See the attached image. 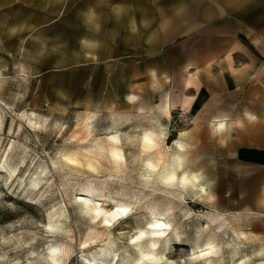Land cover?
<instances>
[{
  "label": "rangeland",
  "instance_id": "1",
  "mask_svg": "<svg viewBox=\"0 0 264 264\" xmlns=\"http://www.w3.org/2000/svg\"><path fill=\"white\" fill-rule=\"evenodd\" d=\"M103 3L0 0V264H264V167L237 155L241 145L264 146V87L213 95L164 129L130 108L115 117L112 107L76 99L74 39L91 5ZM91 116L96 132L87 138L80 127ZM217 119L228 125L221 136ZM113 120L119 162L107 149ZM150 129L167 158L184 144V165L208 193L168 186L144 167L139 143ZM99 146L92 170L85 155ZM73 155L81 164L67 160ZM153 213L168 224L164 236L152 235ZM151 239L157 248L144 254Z\"/></svg>",
  "mask_w": 264,
  "mask_h": 264
},
{
  "label": "crops",
  "instance_id": "2",
  "mask_svg": "<svg viewBox=\"0 0 264 264\" xmlns=\"http://www.w3.org/2000/svg\"><path fill=\"white\" fill-rule=\"evenodd\" d=\"M82 27L75 98L112 107L115 117L130 108L164 129L199 114L213 95L264 87V0H105ZM237 155L264 167V146L241 145Z\"/></svg>",
  "mask_w": 264,
  "mask_h": 264
},
{
  "label": "bare ground",
  "instance_id": "3",
  "mask_svg": "<svg viewBox=\"0 0 264 264\" xmlns=\"http://www.w3.org/2000/svg\"><path fill=\"white\" fill-rule=\"evenodd\" d=\"M250 117L254 116L253 114H248ZM93 118L87 117L83 122V125L80 127V130L86 135L87 138L94 136L96 129L93 125ZM119 123L114 120L105 127L107 131H111V136L109 137V154L116 159L122 161L125 158L124 149L122 146V136L121 129L119 128ZM216 127V126H215ZM214 127V133H218V129ZM221 127V126H220ZM123 133V132H122ZM163 140L161 136L158 135L154 130H145L140 139V148L146 155L144 162V167H147L151 172L156 171L161 181L164 184L172 187H186L191 186L196 190L198 194H206L208 193V187L200 181V177L197 172L191 171L186 168L184 165V157L182 155V151H184L185 146L183 143H176V153L171 158H167L166 154L161 147V143ZM104 147L99 146L97 151L95 149H88V154L86 156V165L88 168L92 170H98V167L101 165L99 155L104 153ZM67 160L74 164H81L78 156H68ZM185 166V167H184ZM13 172V171H12ZM14 173V172H13ZM12 174V173H11ZM15 174V173H14ZM90 208V207H88ZM91 209V208H90ZM103 210V206L100 208H92L94 213H99ZM125 212V209H122ZM154 212V211H153ZM119 214V212H117ZM154 214V213H153ZM115 215V214H112ZM159 213L154 214V220L150 223V228L152 229V235L156 236H164L167 231L168 224L159 219ZM239 232V235L246 236V233L239 229L235 230ZM152 240V239H151ZM149 240V241H151ZM157 248V241H151V247L147 248V250L143 251L144 254H154V251ZM54 255L53 258L56 257L57 248H53ZM66 254V253H65Z\"/></svg>",
  "mask_w": 264,
  "mask_h": 264
}]
</instances>
